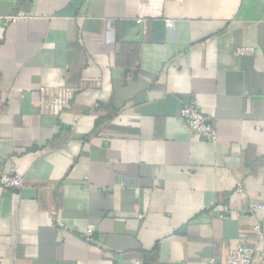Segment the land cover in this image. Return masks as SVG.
<instances>
[{
    "label": "crops",
    "instance_id": "crops-1",
    "mask_svg": "<svg viewBox=\"0 0 264 264\" xmlns=\"http://www.w3.org/2000/svg\"><path fill=\"white\" fill-rule=\"evenodd\" d=\"M20 11L0 19V175L25 184L0 185V264L264 255V0H0Z\"/></svg>",
    "mask_w": 264,
    "mask_h": 264
},
{
    "label": "built area",
    "instance_id": "built-area-1",
    "mask_svg": "<svg viewBox=\"0 0 264 264\" xmlns=\"http://www.w3.org/2000/svg\"><path fill=\"white\" fill-rule=\"evenodd\" d=\"M27 14L24 11H20L17 15L11 17L0 18L4 22H16L20 18H26ZM142 24L143 33L146 31V21L139 20ZM165 24L168 28L173 29L175 26V21L165 20ZM254 51L252 47H237L235 53L239 55L250 54ZM181 116L184 119L190 132L203 137L211 142L217 141V133L213 124L210 122L209 118L201 111L200 107L195 103H185L181 108ZM0 185L8 189H22L24 187V179L22 175L14 168L10 169L8 172H4L0 175ZM242 191V188H238ZM250 210H263V203H250ZM212 213V211H210ZM223 215H221L222 217ZM55 226L64 228L65 225L59 217L54 219ZM255 231L258 234H262V227L258 223L255 225ZM93 229L89 228L87 230L86 239L90 241L93 236ZM264 255L262 253L256 252L251 247H246L239 245L231 249L224 261V264H255L259 261L263 263ZM214 261V260H213Z\"/></svg>",
    "mask_w": 264,
    "mask_h": 264
}]
</instances>
